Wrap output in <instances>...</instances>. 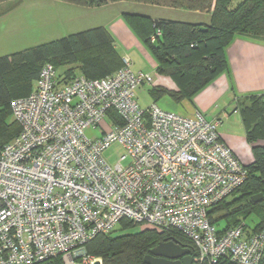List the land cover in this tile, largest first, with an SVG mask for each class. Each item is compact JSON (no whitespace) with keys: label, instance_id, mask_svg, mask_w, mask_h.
<instances>
[{"label":"built area","instance_id":"2783aa9c","mask_svg":"<svg viewBox=\"0 0 264 264\" xmlns=\"http://www.w3.org/2000/svg\"><path fill=\"white\" fill-rule=\"evenodd\" d=\"M121 59L110 75L66 82L46 62L11 100L20 129L0 149V264H102L85 244L122 219L181 233L194 264H264V223L220 230L208 217L248 175L218 134L221 119L142 108L135 90L152 76ZM112 145L124 150L113 163L103 156Z\"/></svg>","mask_w":264,"mask_h":264},{"label":"trees","instance_id":"16d2710c","mask_svg":"<svg viewBox=\"0 0 264 264\" xmlns=\"http://www.w3.org/2000/svg\"><path fill=\"white\" fill-rule=\"evenodd\" d=\"M0 14L13 7L19 0H0ZM81 6H100L115 0H63ZM143 3L160 4L158 0H137ZM171 0V7L210 12L208 23L157 18L124 13L123 17L139 39L144 42L156 62V71L169 76L176 83L177 90L164 87L150 89L155 98L168 95L174 101L191 99L194 94L227 69L225 49L234 36L264 42V0ZM204 27V28H202ZM160 30L155 41L150 35ZM81 53H90L95 58L82 61ZM121 55L113 44L109 30L102 25L90 27L65 36L51 39L42 44L18 52L0 56V149L19 132V125L12 118L11 100L28 94L42 65L50 62L57 70L64 64L60 80L68 81L79 71L86 78L105 77L122 65ZM77 70L74 71V63ZM34 66L33 68H30ZM62 66V65H61ZM58 71V70H57ZM73 76V77H74ZM244 123L246 139L253 143L254 159L245 165L246 180L227 199L214 205L208 217L220 230L238 224L251 213L259 215L255 228L264 223V145L254 144L264 139V93L243 97L238 103ZM115 121L117 115L109 114ZM119 119V118H118ZM261 194L257 201L253 196ZM123 228L137 224L122 219ZM173 240L188 248L192 256L195 249L191 241L181 233L160 231L140 227L134 232L118 235L98 234L86 242L87 251L100 257L102 264H147L144 256L162 240ZM47 264H60L55 260ZM192 264H194L192 262Z\"/></svg>","mask_w":264,"mask_h":264},{"label":"crops","instance_id":"0c3cea01","mask_svg":"<svg viewBox=\"0 0 264 264\" xmlns=\"http://www.w3.org/2000/svg\"><path fill=\"white\" fill-rule=\"evenodd\" d=\"M55 1V0H54ZM54 2L59 14L68 15L72 28L66 32L81 31L94 26H105L112 35L113 44L117 52L132 57L131 68L134 71H143L145 61L155 70L156 62L151 56L144 42L137 37L123 17L124 13L148 16L151 19L166 18L190 23H208L210 12L174 8L162 4L143 3L137 0H115L100 6H81L63 0ZM169 8L171 10H184L192 16L189 20L170 18L164 14L151 15L146 8ZM69 34V33H68ZM142 54V60L139 55ZM227 59L226 71L220 73L211 82L206 84L191 99L174 101L168 95L155 98L154 101L162 109L176 113L193 116L201 112L207 119L220 118L218 134L221 139L232 149L238 159L244 163L247 157V143L244 123L241 118L238 103L243 97L251 94L264 93V42L234 36L225 49ZM146 72V71H145ZM156 72V71H155ZM149 73V72H147ZM152 84L143 85L141 88L164 87L177 90L176 83L169 76L157 73L152 75ZM140 88V87H139ZM236 109V110H235ZM253 145V143H251ZM254 144L264 145V139H258ZM242 162V163H243Z\"/></svg>","mask_w":264,"mask_h":264},{"label":"rangeland","instance_id":"374dc122","mask_svg":"<svg viewBox=\"0 0 264 264\" xmlns=\"http://www.w3.org/2000/svg\"><path fill=\"white\" fill-rule=\"evenodd\" d=\"M158 1L162 5L171 6V0ZM236 1L238 0H234L232 3H230V7L236 4ZM54 2L57 3L56 0H19L16 5L2 12L0 14V56L10 54L12 52H18L25 48L36 46L51 39L59 38L67 35L68 33H71L70 31L66 32L67 29L69 30L70 28H72V23L69 22L67 18L68 15L70 17L71 15L67 14L65 16L63 14H59ZM2 4L3 1L0 2V6ZM146 10H148V12L153 16L160 14L161 11V14H164V16H169L170 18H179L180 20H189L192 18V16H189V14H187L188 12L182 9L171 10L169 8L151 7L146 8ZM128 56L132 58L130 54ZM139 57L142 60V54L139 55ZM79 58L82 61H88L90 58L93 59L95 57H93L90 53H81L79 55ZM66 63H68L67 60L64 61V64H61L62 66H56L59 74L63 72L62 69L69 65H67ZM78 64L79 63L77 62L73 64L74 67L72 68L74 69V71L77 70V67H75V65ZM143 64H146L143 67L144 72L146 71L151 73L152 75H157L158 72L156 71V68L154 70L150 66V63L148 61H145ZM33 67L34 66L30 68ZM76 72L77 73L75 74V76L81 74L79 71ZM150 89L151 88L147 89L146 87L143 89L140 87L135 90V99L142 108H146L154 101ZM100 131V128L95 131L87 129L86 134L88 136H97ZM246 143L247 157L249 158V161L247 163H244L243 161L242 162L244 165H250L254 159V154L252 150V144L249 143L247 139ZM123 152L124 150L120 145H112L103 152V156L109 162L113 163ZM127 161L128 158L122 161V164L127 163ZM235 196H237V194H235ZM235 196H229L227 202H230ZM244 220L249 226H253L257 222H259L260 217L256 213H251ZM140 227L141 226L137 224L136 226L123 228L119 223L115 226L112 234L118 235L125 232H134Z\"/></svg>","mask_w":264,"mask_h":264},{"label":"water","instance_id":"95a60500","mask_svg":"<svg viewBox=\"0 0 264 264\" xmlns=\"http://www.w3.org/2000/svg\"><path fill=\"white\" fill-rule=\"evenodd\" d=\"M260 198L261 194L253 196L254 201ZM192 260L193 257L188 248L166 239L158 242L144 256V262L147 264H192ZM94 264H99V262L95 261Z\"/></svg>","mask_w":264,"mask_h":264},{"label":"bare ground","instance_id":"6f19581e","mask_svg":"<svg viewBox=\"0 0 264 264\" xmlns=\"http://www.w3.org/2000/svg\"><path fill=\"white\" fill-rule=\"evenodd\" d=\"M193 257V256H192ZM192 262H193V260H192Z\"/></svg>","mask_w":264,"mask_h":264}]
</instances>
